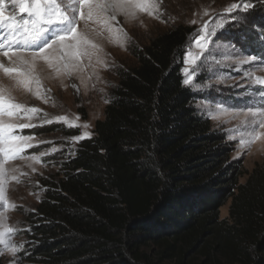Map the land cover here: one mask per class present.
Segmentation results:
<instances>
[{"label": "trees", "instance_id": "16d2710c", "mask_svg": "<svg viewBox=\"0 0 264 264\" xmlns=\"http://www.w3.org/2000/svg\"><path fill=\"white\" fill-rule=\"evenodd\" d=\"M244 15L243 44L264 59V0ZM193 32L131 44L103 118L43 182L16 264H264V164L243 169L183 84Z\"/></svg>", "mask_w": 264, "mask_h": 264}, {"label": "rangeland", "instance_id": "374dc122", "mask_svg": "<svg viewBox=\"0 0 264 264\" xmlns=\"http://www.w3.org/2000/svg\"><path fill=\"white\" fill-rule=\"evenodd\" d=\"M254 1L250 0L251 5ZM59 2L66 7L70 0ZM135 3L144 4L146 10L137 9L134 18L119 16L118 23L113 24L111 29L100 21H88L87 24L80 21L77 31L87 34V52L90 55L72 61L68 69L60 65L57 73L44 61H37L27 87L17 83L15 74L7 76L0 69V88L4 95L11 96L14 103L41 110L30 122L39 125L44 120L52 121L42 127L17 129L16 134L32 137L30 143L33 147L26 149L22 158L4 161L0 155V163L4 165V200H0V257L4 264H16L27 248L23 234L28 225L26 216L42 198L43 182L56 176L59 162L72 155L79 141L92 135L95 121L103 118L109 91L116 84L118 69L133 61L131 44L145 43L155 34L178 24L194 28L186 46L185 55H189V63L186 65L183 58L182 74L184 79L188 75L193 76L189 86L200 95L195 103L199 113L208 117L212 127L224 132L226 139L233 143L231 157L238 159L243 169L251 171L255 165L264 164V128L257 126V138L251 144L241 147L239 143L241 139H248L247 128L254 118L237 109H246L248 99L264 88L254 84L257 77L264 79V59L253 56L242 41L246 10L231 14L226 11L233 3L241 4L242 0H135ZM13 12L18 17L22 15L9 0L6 14ZM193 20L197 23L192 24ZM205 25L209 38L201 40L206 45L202 50L196 41L204 35L200 29ZM252 31L253 28L248 33L252 34ZM93 44L97 47L92 48ZM249 56L255 59L248 60ZM0 62L10 66L2 55ZM185 67L189 70L187 74L183 72ZM44 97H47L46 102ZM58 117L64 119L57 120ZM4 119L7 120L6 117ZM259 119L264 120V117ZM21 122L29 121L25 119ZM57 126L77 133L65 136L60 131L51 130ZM229 136L233 139L230 140ZM74 137L81 139L76 141ZM33 156L37 159H31ZM227 210L228 203L221 207L220 217H226ZM13 246L21 248L15 256L11 252Z\"/></svg>", "mask_w": 264, "mask_h": 264}, {"label": "snow or ice", "instance_id": "6c2138e0", "mask_svg": "<svg viewBox=\"0 0 264 264\" xmlns=\"http://www.w3.org/2000/svg\"><path fill=\"white\" fill-rule=\"evenodd\" d=\"M8 2L9 0H0V55L7 58L10 66L6 67L3 62H0V69L7 76L15 74L14 78L17 79V83L25 87L33 78L30 73L35 69L37 61H44L48 68H53L59 73L60 65L68 69L72 61H79L81 56L90 55L87 52L89 45L87 34L77 31L80 21L85 24L88 21H100L111 29L113 24L118 23L119 16L134 18L137 9L146 10L144 4H137L135 0H70L66 7L59 0H10L11 5L22 14L18 17L15 12L6 14ZM251 6L250 0H242L241 4L233 3L226 11L231 14L235 11L247 10ZM196 23V20L192 21V24ZM206 27L207 25L200 29L204 35L196 41L202 50L206 45L201 43V40L209 38L205 31ZM220 27L224 26L220 25ZM5 33H7L6 36ZM91 47L96 48L97 46L93 44ZM82 48L85 50L77 51ZM247 59L254 60L255 57L249 56ZM244 62L241 61V63ZM184 63L186 65L189 63V55H185ZM188 71L187 67L183 69L185 74ZM192 80L193 76L188 75L183 80V84L189 85ZM254 84L264 86V79L257 77ZM44 99L46 102L47 97ZM248 105L246 109H237L254 118V122L247 128L248 139L239 141L241 147H246L257 138V126L264 128V120L259 119V117H264V88L257 92L255 97L248 99ZM221 107L227 106L221 105ZM40 111L36 107H26L23 104L12 102L11 96L6 97L3 89L0 88V155L3 156L4 161L9 158L13 160L22 158L26 149L33 147L30 143L32 137L16 134L17 129L42 127L43 124L52 122L44 120L39 125L31 123L30 121ZM5 117L7 120L4 119ZM25 119L29 122H21ZM56 119L63 120L64 118ZM73 139L79 141L81 138L74 137ZM229 139L233 137L229 136ZM31 159H37V157L33 156ZM3 169V163H0V200H4ZM20 250L21 248L13 246L12 255L15 256Z\"/></svg>", "mask_w": 264, "mask_h": 264}, {"label": "bare ground", "instance_id": "6f19581e", "mask_svg": "<svg viewBox=\"0 0 264 264\" xmlns=\"http://www.w3.org/2000/svg\"><path fill=\"white\" fill-rule=\"evenodd\" d=\"M6 58V57H5Z\"/></svg>", "mask_w": 264, "mask_h": 264}]
</instances>
